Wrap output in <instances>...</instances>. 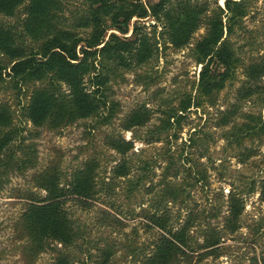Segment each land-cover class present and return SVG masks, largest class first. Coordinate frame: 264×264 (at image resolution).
I'll use <instances>...</instances> for the list:
<instances>
[{
  "label": "rangeland",
  "instance_id": "1",
  "mask_svg": "<svg viewBox=\"0 0 264 264\" xmlns=\"http://www.w3.org/2000/svg\"><path fill=\"white\" fill-rule=\"evenodd\" d=\"M33 1L38 0H18L10 12L0 6V24L12 26L21 52L42 58L43 41L58 28L79 36L92 31L76 18L87 0H59L62 5L56 15L41 24ZM222 3L170 0L157 16L134 15L126 32L109 27L111 19L104 15L99 28L104 38L113 32L130 42L128 48L116 55L104 52L102 60L97 53L94 62V55L88 56L86 65L74 60L75 65L62 73L57 70L56 75L45 73L17 85L9 76L0 81V103L7 105L11 115L3 129L16 130L12 141L0 149V264H51L60 254L72 264H98V248L107 245L113 251L109 264H141L161 235L156 227L145 224L143 208L168 216L174 230L190 217L185 254L178 251L171 264H263L264 0H247L246 14L228 34L239 58L218 87L201 92L195 43L207 33L209 18L218 4L224 7ZM193 7L198 11L195 21L190 16ZM177 17L190 21L187 34L174 36ZM81 43L76 46L78 52ZM14 56L0 46L3 62ZM98 72L101 75L95 77ZM75 77L90 102L86 111H76L73 119L60 122L46 118L34 124L26 117L24 108L34 89L69 92ZM256 82L263 88L256 87ZM188 99L190 104L178 122L167 129L156 127L167 118L162 109L178 110ZM155 135L159 138H150ZM120 136L133 142L126 153L132 168L129 177L115 178L110 170L121 153L107 143ZM25 154L33 157L28 166L23 164ZM90 158L99 163L98 198L88 206L73 198L64 202L77 233L67 242L47 238L44 248L33 252L35 246L24 225L27 208L46 197L44 184L51 177L66 186L73 169ZM145 160L149 163L146 174L128 193L127 178L142 173ZM166 186L175 192L169 193ZM231 193L235 201L230 200ZM229 204L238 205L239 210L227 226ZM103 209L122 220L110 215L105 219ZM234 224L238 226L233 228ZM212 226L222 240L216 250L206 253L201 244Z\"/></svg>",
  "mask_w": 264,
  "mask_h": 264
},
{
  "label": "trees",
  "instance_id": "2",
  "mask_svg": "<svg viewBox=\"0 0 264 264\" xmlns=\"http://www.w3.org/2000/svg\"><path fill=\"white\" fill-rule=\"evenodd\" d=\"M16 1L18 0H0V4L2 3L0 6L4 11L10 12ZM168 1L170 0H156L154 2L149 0H87L86 8L81 9L80 12L76 11L78 13L76 18L80 24L90 26L92 31L85 36L76 35V33L65 28H58L55 32L50 31V34L41 45L42 58H35L32 53L25 54L21 52L19 42L15 41L13 37L12 26L0 24V46L3 47L4 52H10V54L15 55L14 59L8 62H3L0 59V81L5 80V77L9 76L16 81L17 85L18 81L20 83L23 80L42 77L45 73L56 75L57 70L62 73L67 69V66L75 65L74 60H79L78 64L86 65L84 62L88 59V56L94 55V57H91L94 62L97 53H101V60L102 53L104 52H111L110 54L116 55L120 49L128 48L130 42L120 39L113 32H110L108 37L104 38L103 31L99 29L103 25L102 20L104 15H109L111 19L109 27H115L121 32H126L128 22L134 15L138 17H144L148 14L157 16V13ZM59 4H61L59 0H38L33 1L31 6L36 8L34 15L41 24L42 20L49 23L50 18L52 19L54 14L56 15V10L60 8ZM222 4H224V7L218 4L217 11L210 16L207 33L195 43V50L201 64L198 78V88L201 92L211 91L214 89L213 87H218L223 78L226 77V74L233 69L239 58L237 50L230 44L228 34L233 32L234 26L239 24L241 17L246 14L247 0H223ZM55 7L57 8L55 9ZM73 10L75 11V9ZM224 10L226 11L224 13L225 20H223L222 15ZM197 12L196 8L193 7L190 16L194 21ZM190 24V21L186 18L179 20L177 17L173 22L174 36L187 34V27ZM135 29L136 26L134 25L132 31ZM81 41L83 43H81L80 51L78 52L76 46ZM15 43L17 45L13 46ZM79 53H81L80 56ZM88 64H90L89 61ZM91 65L94 66L93 63ZM100 75L101 72H98L95 77H99ZM262 75L264 76V73ZM99 83H97V86H99ZM255 85L256 87L263 88V85L257 86V82ZM73 86L69 92L65 93L63 91L57 93L56 90L51 91L47 88L44 89V95L41 94L44 90L39 91L38 89H34L27 106L24 108L26 117L32 123L39 124L46 118L55 119L57 122H60L58 119L66 121L73 119L76 116V111L83 113L90 106V102L86 100V95L84 91H81L76 77ZM18 87L21 88V86ZM261 100L262 106H264V95L261 97ZM189 104L190 99L178 110H170V108L162 109V112L167 114V118L164 119V123L162 121L161 126L156 127L167 129L173 123L178 122L179 117L183 115L182 111ZM5 106L7 105L0 103V149L12 141L16 131L14 127L6 130L3 129V126L11 119V115L8 114L9 109ZM179 110L181 111L178 112ZM171 116L174 119L172 122L170 121ZM150 138L158 139L159 135ZM107 144L121 153V159L111 167V176L115 178L122 176L129 177L128 174L132 165L129 163L126 153L133 146L132 140H127L122 136L118 138L111 137ZM10 151L13 154V151ZM32 163L33 157L25 154V157H23L24 166ZM98 167L99 163L96 159L90 158L84 161L80 167L73 169L66 186L61 185L55 177H51L46 181L44 184V188L47 190L46 197L31 204L24 214V225H26L29 240H31L33 247L35 246V249L32 250L33 252L43 249L47 238H58L67 242L72 239L73 233H77V230L73 227V221L64 209V202L69 198H73L83 206H88L98 198L96 179ZM141 167L143 168V172L137 174L135 179L127 178L128 193L132 192L146 174L144 170L149 168L148 161L145 160ZM50 174L53 173L50 172L45 176ZM165 189L169 190V193L175 192L172 187L166 186ZM260 194L264 196V189H261ZM230 195V200L235 201L236 197L234 193ZM229 206L230 213L226 219L227 226V221L229 219L231 221L235 220L234 217H237L239 210L238 205L229 204ZM114 209L116 210L115 212H120L116 207ZM145 210L143 208L142 211L143 217L147 221L145 224L149 227H156L158 233L161 235L152 253L145 257L141 264H171L174 262L178 251L185 254L184 247L188 245L187 240L189 239L188 228L190 222H188V219L190 217H186L184 223L178 230L175 229V231L172 224L169 223L168 216H160L155 212L151 213ZM115 212L112 213L108 209H103L102 214L105 219H107L106 216L110 215L114 220L120 221L121 218ZM237 226L238 224H234L233 228ZM213 227L204 235L203 243L201 244L202 248L208 250L205 251L206 253L216 250L222 240V235L218 234L217 232L219 231ZM98 250H100L98 264H109V259L113 252L111 246L107 245L98 248ZM262 263L264 264V258L262 259ZM51 264L72 263L67 256L60 254Z\"/></svg>",
  "mask_w": 264,
  "mask_h": 264
}]
</instances>
